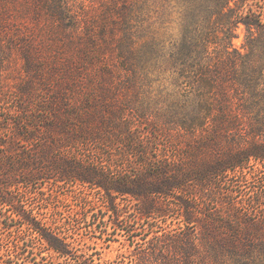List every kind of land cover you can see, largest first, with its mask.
Segmentation results:
<instances>
[{
  "label": "trees",
  "instance_id": "16d2710c",
  "mask_svg": "<svg viewBox=\"0 0 264 264\" xmlns=\"http://www.w3.org/2000/svg\"><path fill=\"white\" fill-rule=\"evenodd\" d=\"M13 51L24 78L1 109L0 204L58 259L71 244L11 185L101 191L119 229L110 196L130 198L145 223L123 228L131 264H264V0H0V90ZM20 242L0 264H38Z\"/></svg>",
  "mask_w": 264,
  "mask_h": 264
},
{
  "label": "rangeland",
  "instance_id": "374dc122",
  "mask_svg": "<svg viewBox=\"0 0 264 264\" xmlns=\"http://www.w3.org/2000/svg\"><path fill=\"white\" fill-rule=\"evenodd\" d=\"M239 32L240 37L235 40V45L240 50L245 51L243 48L245 41L243 27ZM10 53L11 55L6 61L7 66L0 90V94L2 93L0 95V119L5 117V113L1 109H15L11 93L16 89L19 81L24 78L21 72L22 60L16 52ZM6 126L8 125H2L3 128ZM10 135H12V131L4 128L0 137L4 139ZM93 147L90 149L93 150ZM117 150V152L111 149L105 150L108 158L106 156L104 159L111 160L110 157L113 154H119V149L117 148ZM0 152L3 151L0 150ZM93 156L92 154L91 157ZM0 160L3 161L4 159L0 158ZM127 169L131 172L136 171L131 166H128ZM10 173L12 175L14 171L11 170ZM15 179H9V182L15 183L20 180L18 177ZM23 179L21 177V180ZM241 184L242 188L248 186L243 182ZM252 191L249 187L245 189L249 195L252 194ZM7 193L15 197V200L25 209H33V214L41 227L57 234V237L63 238L71 244L70 248L74 255L71 260L58 259L54 252L47 249V244L40 239L37 233L26 229L9 207L0 204V214L3 215V218H0V256L3 258L8 259L14 255L13 250H10L9 247L12 246L14 239H20V244L26 248V251H31L30 259L38 264H75V260L79 256L82 259L87 258L88 261L94 260V263L99 264H131L133 248L129 247L130 238L123 231V228L128 230L130 226H134L138 229V233H141L145 223L138 221L135 202L130 198L110 196L116 199L118 210L119 202L121 203L123 213L126 215L124 223L119 229V223L114 224L112 213L107 209L104 202V193L90 187L42 180L35 181L30 187L21 183L11 185L7 188ZM85 202L88 204L90 202V204L85 205ZM159 226L165 228L166 231H171L177 228L178 224L172 219H168L166 222H160Z\"/></svg>",
  "mask_w": 264,
  "mask_h": 264
}]
</instances>
